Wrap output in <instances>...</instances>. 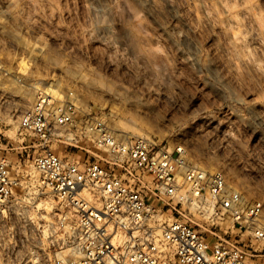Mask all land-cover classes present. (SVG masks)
I'll list each match as a JSON object with an SVG mask.
<instances>
[{
    "label": "rangeland",
    "instance_id": "obj_1",
    "mask_svg": "<svg viewBox=\"0 0 264 264\" xmlns=\"http://www.w3.org/2000/svg\"><path fill=\"white\" fill-rule=\"evenodd\" d=\"M0 58V153L21 180L12 215L34 221L19 254L32 244L47 259L73 251L72 235L53 225L72 209L33 165L43 146L19 127L47 82L61 89L54 102L77 95L114 132L183 146L193 164L223 169L230 186L264 203V0H0ZM70 136L47 147L80 163L105 156ZM168 202H159L162 221H188L264 263L263 242Z\"/></svg>",
    "mask_w": 264,
    "mask_h": 264
},
{
    "label": "built area",
    "instance_id": "obj_2",
    "mask_svg": "<svg viewBox=\"0 0 264 264\" xmlns=\"http://www.w3.org/2000/svg\"><path fill=\"white\" fill-rule=\"evenodd\" d=\"M4 73L0 58V76ZM72 97L56 103L41 94L19 127L43 146L33 165L58 200L72 209L53 225L72 235L73 251L47 259L32 244L27 255L19 254L25 241L21 232L29 240L34 221L23 213L20 223L13 219L21 180L9 156L0 153V264H264L254 262L244 246L226 238L212 241L188 221H162L159 205L165 198L177 211L179 205L191 204L212 222L226 223L228 229L232 223L264 243L263 201H249L229 186L223 169L193 164L183 146L170 150L143 134L117 135L103 116L86 114ZM72 134L89 137L105 156L80 163L47 147Z\"/></svg>",
    "mask_w": 264,
    "mask_h": 264
},
{
    "label": "bare ground",
    "instance_id": "obj_3",
    "mask_svg": "<svg viewBox=\"0 0 264 264\" xmlns=\"http://www.w3.org/2000/svg\"><path fill=\"white\" fill-rule=\"evenodd\" d=\"M42 89H44L43 91H47V93H41L43 95H45L46 97H55V96H59V95H62V92H61V89L60 88H56L54 87V85L52 83H43L42 84ZM29 92V91H28ZM36 86H33V91L31 92V96L33 97L34 94H36ZM30 94V93H29ZM64 94V93H63ZM67 94V93H66ZM27 96V94H25ZM65 96V95H64ZM29 97V95H28ZM27 98V97H26ZM51 100L54 99V98H50ZM73 100H75L77 103L81 104V105H84V102L77 97V95L73 96L72 97ZM116 133V132H115ZM117 135H120L118 133H116ZM121 135H126L125 133L124 134H121ZM230 186V185H229ZM232 187V186H231ZM47 204V207L50 203H46ZM38 205H40V203H38Z\"/></svg>",
    "mask_w": 264,
    "mask_h": 264
}]
</instances>
